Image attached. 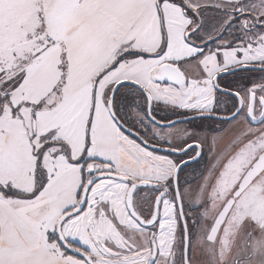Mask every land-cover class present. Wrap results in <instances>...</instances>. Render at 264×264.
I'll use <instances>...</instances> for the list:
<instances>
[{
  "label": "snow or ice",
  "instance_id": "obj_1",
  "mask_svg": "<svg viewBox=\"0 0 264 264\" xmlns=\"http://www.w3.org/2000/svg\"><path fill=\"white\" fill-rule=\"evenodd\" d=\"M0 264H264V0H0Z\"/></svg>",
  "mask_w": 264,
  "mask_h": 264
},
{
  "label": "flooded vegetation",
  "instance_id": "obj_2",
  "mask_svg": "<svg viewBox=\"0 0 264 264\" xmlns=\"http://www.w3.org/2000/svg\"><path fill=\"white\" fill-rule=\"evenodd\" d=\"M210 121H205L203 124H201L200 120H196L193 124H184L182 127L185 128H196L199 130L200 127H203L204 129H208L210 125ZM207 160H203L200 162V164H196L195 162H192L190 166L185 170L184 179H189V180H196L197 177L200 174V171L204 168V166L207 164Z\"/></svg>",
  "mask_w": 264,
  "mask_h": 264
}]
</instances>
